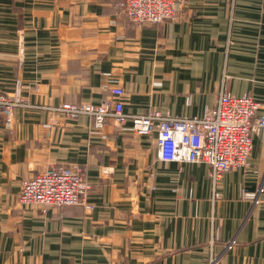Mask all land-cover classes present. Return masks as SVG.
<instances>
[{"label":"crops","instance_id":"0c3cea01","mask_svg":"<svg viewBox=\"0 0 264 264\" xmlns=\"http://www.w3.org/2000/svg\"><path fill=\"white\" fill-rule=\"evenodd\" d=\"M119 1L0 0V93L19 86L22 98L11 127L0 115V264H264V128L251 168L216 183L177 134L50 111L121 86L132 118L202 117L225 91L264 114V0H179L175 19L147 25ZM62 164L90 180L93 208L19 204L23 179ZM259 187L254 203L245 191Z\"/></svg>","mask_w":264,"mask_h":264},{"label":"built area","instance_id":"2783aa9c","mask_svg":"<svg viewBox=\"0 0 264 264\" xmlns=\"http://www.w3.org/2000/svg\"><path fill=\"white\" fill-rule=\"evenodd\" d=\"M178 1L120 0L116 8L134 24L147 25L175 19V5ZM20 91L21 88L17 86L10 94L0 93V115L8 127L14 123L15 109L22 103ZM108 92V96L100 103H61L50 108V111L62 113L66 118L90 114L94 118V128L99 131L107 123H112L118 130L135 135H149L163 130L177 134L186 159L208 163L211 168L209 176L216 183L230 169L251 168L252 138L264 128V114H259L261 104L251 94L222 92L215 107L202 117H181L154 109L146 115L132 118L124 111L123 88L109 87ZM51 120L60 123L56 118ZM90 188V180H87L78 165H55L31 178L23 179L17 199L20 204L40 206L43 210L73 205H83L90 210L93 205L88 203L86 197ZM262 190L259 187L257 192L245 191V196L258 203ZM216 197H220V194H216ZM235 245V240L231 239L225 247L230 249ZM206 264H222V260L212 255Z\"/></svg>","mask_w":264,"mask_h":264},{"label":"rangeland","instance_id":"374dc122","mask_svg":"<svg viewBox=\"0 0 264 264\" xmlns=\"http://www.w3.org/2000/svg\"><path fill=\"white\" fill-rule=\"evenodd\" d=\"M5 93V92H4ZM20 94H21V91H20ZM51 118H55L54 116L53 117H51ZM55 123H53V121L52 120H50V121H48L46 124H44L45 126H47V127H49V126H51V125H54ZM29 178H31V177H29ZM21 189H22V187H21ZM21 191V190H20ZM20 193V192H19ZM19 202V201H18ZM20 204V203H19ZM21 206H23V205H28V204H20Z\"/></svg>","mask_w":264,"mask_h":264}]
</instances>
